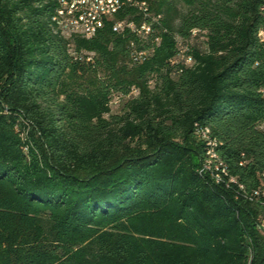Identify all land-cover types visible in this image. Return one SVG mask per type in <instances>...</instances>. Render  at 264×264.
Listing matches in <instances>:
<instances>
[{
    "label": "trees",
    "instance_id": "16d2710c",
    "mask_svg": "<svg viewBox=\"0 0 264 264\" xmlns=\"http://www.w3.org/2000/svg\"><path fill=\"white\" fill-rule=\"evenodd\" d=\"M146 1L134 63L111 22L68 40L52 0H0V264H264V0Z\"/></svg>",
    "mask_w": 264,
    "mask_h": 264
},
{
    "label": "built area",
    "instance_id": "2783aa9c",
    "mask_svg": "<svg viewBox=\"0 0 264 264\" xmlns=\"http://www.w3.org/2000/svg\"><path fill=\"white\" fill-rule=\"evenodd\" d=\"M126 9H133L136 14L142 16V21L137 23L127 17L118 19L116 15ZM57 17L62 19L68 40L76 37L91 38L104 27L106 22H111L113 31L117 33L130 32L135 38L129 45L130 58L134 63L149 58L154 47L160 42V37L156 33L160 26L161 15L152 13L146 0H62V7ZM198 33V29H192L191 37L197 36ZM261 38L264 39V30L261 31ZM176 42L177 53L170 63L189 67L194 58L188 43L179 37H176ZM146 43L147 45L151 43V46H139ZM261 92L264 93V88ZM208 152H212V149ZM199 173H207L205 164L200 166ZM258 225L264 230V215H259Z\"/></svg>",
    "mask_w": 264,
    "mask_h": 264
},
{
    "label": "bare ground",
    "instance_id": "6f19581e",
    "mask_svg": "<svg viewBox=\"0 0 264 264\" xmlns=\"http://www.w3.org/2000/svg\"><path fill=\"white\" fill-rule=\"evenodd\" d=\"M53 4H54V9H53V13L51 15V25L53 27V30L55 33H58L59 35L63 36L66 38V34L64 33V25L62 23V19L60 17H57V15L60 13V8L62 7V0H52ZM260 36H261V32H260ZM67 39V38H66ZM194 60L191 62V65L192 66L194 64ZM201 132V131H200ZM209 131L208 130H204L202 133H201V136H203V138L205 139H208L209 140V135H208ZM208 144H210L211 146H214L215 142H211V141H208ZM209 148V147H208ZM212 149V152H208V155H209V159L207 160V162L205 163V168L208 170L211 169V160L213 158H217V155L214 151V149L211 147L208 151H211ZM218 160V159H217ZM219 161V160H218ZM215 162V161H214ZM220 165L222 163H219ZM218 164V166H219ZM216 168H218L216 166ZM224 171V170H223ZM216 175V174H215ZM219 177V175L217 174V178ZM218 181V180H217ZM232 181L235 182V179L233 178ZM255 191V190H254ZM254 195H257L259 197H261V200L262 202H264V188H261L259 190H256L254 192ZM249 199H253V197H250L249 196Z\"/></svg>",
    "mask_w": 264,
    "mask_h": 264
},
{
    "label": "rangeland",
    "instance_id": "374dc122",
    "mask_svg": "<svg viewBox=\"0 0 264 264\" xmlns=\"http://www.w3.org/2000/svg\"><path fill=\"white\" fill-rule=\"evenodd\" d=\"M191 44L194 48H203L204 46V37L202 35H199L197 36L196 38H194L192 41H191ZM89 58H93L94 56V53L93 52H87ZM127 62H128V65L129 66H132V63L129 61V59H127ZM90 79H91V76H90ZM80 83H82V85H85L86 84V81L85 80H79ZM151 85H153V83L151 82L150 83ZM137 94V90H133L132 91V94L131 95H136ZM129 96H126V97H121V96H114L111 100V112L112 113H121L122 112V108H123V105L125 103V101L128 99Z\"/></svg>",
    "mask_w": 264,
    "mask_h": 264
}]
</instances>
